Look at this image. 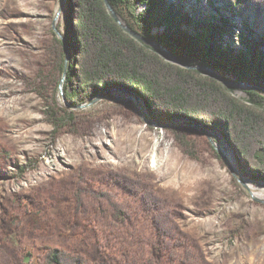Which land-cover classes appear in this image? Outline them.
Returning <instances> with one entry per match:
<instances>
[{"label":"rangeland","instance_id":"obj_1","mask_svg":"<svg viewBox=\"0 0 264 264\" xmlns=\"http://www.w3.org/2000/svg\"><path fill=\"white\" fill-rule=\"evenodd\" d=\"M60 3L0 0V264H36L47 246L128 264L142 237L159 264H189L178 243L166 248L151 231L131 236L117 229L119 218L99 216L91 196L109 191L137 205L133 182L168 203L208 263L264 264V183L243 177L232 155L223 159L218 150L230 148L217 132L181 120L160 126L125 90L70 107L65 121L51 58L67 20Z\"/></svg>","mask_w":264,"mask_h":264},{"label":"trees","instance_id":"obj_2","mask_svg":"<svg viewBox=\"0 0 264 264\" xmlns=\"http://www.w3.org/2000/svg\"><path fill=\"white\" fill-rule=\"evenodd\" d=\"M107 1L121 19L126 16V24L182 62L209 66L228 79L264 87V0ZM64 6L67 20L62 38L54 37L51 58L57 82L63 77L62 96L69 106L61 105L65 121L70 107L112 89L125 90L142 101L149 118L160 126L181 120L217 132L230 148L239 173L264 183V94L244 89V96L236 97L232 87L207 72L172 62L120 27L104 0H65ZM161 26V32H152ZM178 143L185 146L183 136H178ZM132 184L126 186L130 194L139 195L137 205L133 198L119 199L109 191L92 195L99 216L119 218L117 229L131 236L151 231L166 248L178 243L184 257L192 258L189 264H210L174 223L168 203L151 189H134ZM132 214L134 221L129 220ZM140 239L143 248L131 253L127 263L159 264L145 250L151 237ZM36 264L100 263L78 251L47 246Z\"/></svg>","mask_w":264,"mask_h":264},{"label":"water","instance_id":"obj_3","mask_svg":"<svg viewBox=\"0 0 264 264\" xmlns=\"http://www.w3.org/2000/svg\"><path fill=\"white\" fill-rule=\"evenodd\" d=\"M64 2H65V0H61L60 8H62ZM104 4H105L107 10L109 11V13L112 15V17L115 19V21L118 23V25L120 27H122L126 32H128L130 35H132L136 39H138V40L146 43L147 45H150V46H152V47L160 50L172 62L180 65L181 67L187 68V69H200V70H203V71L207 72L209 75H211L213 78H215L217 81H219L220 83H222L223 85H227V86H231V85L232 86H237V87L242 88V90H244V89L257 90V91L261 92L262 94H264V87H261L259 85L254 84V83H250V82H237V81H234L232 79H228L226 77H223L222 75H220L218 72H216L214 69H212L209 66H204V65H190V64H187V63L182 62L171 51H169L165 46H163L162 44H160V43H158L156 41H153V40H150V39L146 38L145 36H143L142 34H140L138 31H136L135 29H133L132 27H130L128 24H126V22H124L118 16V14L114 11V9L108 3L107 0H104ZM57 34H58V36L60 38H62V36H61V34L59 32H57ZM66 60L67 59H65V64H66ZM62 81H63V77H61V81H60V85H59V88L60 89H62ZM101 96H102V94H99L96 97H93V99L90 100L89 102H92V101L100 98ZM200 129L202 131H204V132L206 131V130H204L203 127H200ZM225 150H226V154L227 155L224 154V153H222L220 150H218V152L223 157V159L225 161H228V158L229 157L232 158V156H231L232 153L230 152V150H228L227 147H225Z\"/></svg>","mask_w":264,"mask_h":264}]
</instances>
